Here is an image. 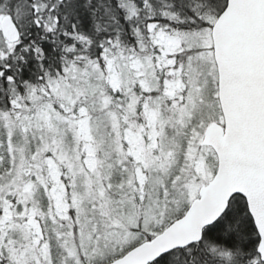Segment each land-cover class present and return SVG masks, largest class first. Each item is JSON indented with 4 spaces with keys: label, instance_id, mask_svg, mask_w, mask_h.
<instances>
[{
    "label": "snow or ice",
    "instance_id": "1",
    "mask_svg": "<svg viewBox=\"0 0 264 264\" xmlns=\"http://www.w3.org/2000/svg\"><path fill=\"white\" fill-rule=\"evenodd\" d=\"M0 264H264V0H0Z\"/></svg>",
    "mask_w": 264,
    "mask_h": 264
}]
</instances>
